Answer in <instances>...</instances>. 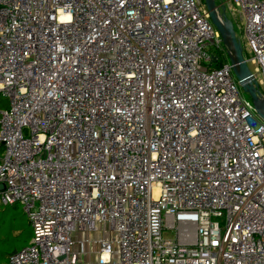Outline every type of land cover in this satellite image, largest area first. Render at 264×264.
Wrapping results in <instances>:
<instances>
[{
  "label": "built area",
  "instance_id": "1",
  "mask_svg": "<svg viewBox=\"0 0 264 264\" xmlns=\"http://www.w3.org/2000/svg\"><path fill=\"white\" fill-rule=\"evenodd\" d=\"M227 3L264 100V0ZM0 94L7 264H264V122L199 0H0Z\"/></svg>",
  "mask_w": 264,
  "mask_h": 264
},
{
  "label": "rangeland",
  "instance_id": "2",
  "mask_svg": "<svg viewBox=\"0 0 264 264\" xmlns=\"http://www.w3.org/2000/svg\"><path fill=\"white\" fill-rule=\"evenodd\" d=\"M204 6V1L199 0ZM224 3L225 14L228 20L233 25L236 37L240 39L243 47V57L248 59V54L244 46V34H243V22L237 10H231L227 3V0L216 1L217 4ZM248 68L253 72V66L248 64ZM240 94L242 99L250 101V98L240 88ZM8 108V100L0 94V113ZM1 154V151H0ZM0 205V264L5 259V256L15 251L21 250L29 243L32 235L31 227L27 226L28 219L23 215V211L20 205L15 204L8 207H2ZM29 223V222H28ZM183 233H187L190 236V240L193 238V228L190 226H184L181 228ZM164 238H174V232H165Z\"/></svg>",
  "mask_w": 264,
  "mask_h": 264
},
{
  "label": "water",
  "instance_id": "3",
  "mask_svg": "<svg viewBox=\"0 0 264 264\" xmlns=\"http://www.w3.org/2000/svg\"><path fill=\"white\" fill-rule=\"evenodd\" d=\"M212 25L217 30L223 46L227 49L228 60L232 67L234 77L241 88L250 98L258 118L264 122V100L257 90V85L252 81V76L243 57L241 41L236 37L233 25L227 19L223 3L220 0H203ZM2 187H0V190Z\"/></svg>",
  "mask_w": 264,
  "mask_h": 264
},
{
  "label": "trees",
  "instance_id": "4",
  "mask_svg": "<svg viewBox=\"0 0 264 264\" xmlns=\"http://www.w3.org/2000/svg\"><path fill=\"white\" fill-rule=\"evenodd\" d=\"M215 57H216V61H214L211 65H210V69H213V68H218L220 66H222L224 63H225V57H223V55H221L220 52L216 51L215 53ZM2 207H8V206H1ZM24 215V213H23ZM27 226H30V224L27 222ZM29 244V243H28ZM27 244V245H28ZM20 251V250H18ZM18 251H15V252H18ZM12 254V253H11ZM11 254H8L5 256V259H3V261L1 262V264H7L8 262V257L11 255Z\"/></svg>",
  "mask_w": 264,
  "mask_h": 264
},
{
  "label": "crops",
  "instance_id": "5",
  "mask_svg": "<svg viewBox=\"0 0 264 264\" xmlns=\"http://www.w3.org/2000/svg\"><path fill=\"white\" fill-rule=\"evenodd\" d=\"M6 110V109H5ZM4 111V110H3ZM90 248V247H89ZM93 258V257H92ZM88 259H89V257H88ZM91 259V258H90Z\"/></svg>",
  "mask_w": 264,
  "mask_h": 264
}]
</instances>
